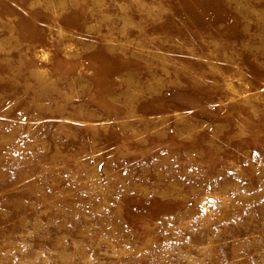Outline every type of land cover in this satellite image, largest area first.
I'll return each mask as SVG.
<instances>
[{"label": "rangeland", "instance_id": "obj_1", "mask_svg": "<svg viewBox=\"0 0 264 264\" xmlns=\"http://www.w3.org/2000/svg\"><path fill=\"white\" fill-rule=\"evenodd\" d=\"M0 264H264V0H0Z\"/></svg>", "mask_w": 264, "mask_h": 264}]
</instances>
